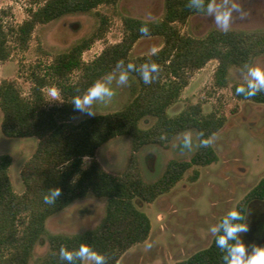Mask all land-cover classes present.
<instances>
[{"label": "trees", "instance_id": "1", "mask_svg": "<svg viewBox=\"0 0 264 264\" xmlns=\"http://www.w3.org/2000/svg\"><path fill=\"white\" fill-rule=\"evenodd\" d=\"M29 1L32 8L21 25L7 26L0 20V62L11 58L12 43L20 51H27L38 25L69 15L90 14L101 6H115L121 0ZM215 1L165 0L164 16L157 21L124 16L123 41L106 48L92 62L84 63V52L102 40L109 29L108 18L97 14L100 24L91 37L55 56L46 71L38 66L32 73L28 96L16 81L0 83L3 134L8 138L38 139L35 154L21 172L25 186L22 195L15 192L9 176L12 158L0 156V264H30L35 248L44 239L49 248L44 256L36 259L37 264H69L60 258L61 247L75 252L81 245L103 255L105 264H117L133 246L147 241L152 230L150 218L138 208L136 201L152 203L169 193L193 167H207L219 160L211 138L224 127L223 118L204 115L200 104L190 105L176 116L169 114L187 86L188 72L217 61L214 86L223 89L229 87L233 70L248 73V66H254L264 57L262 29L213 30L204 38L181 34L178 24H185L192 16L207 14V5ZM200 4L204 7L198 9L196 6ZM141 27H147L146 35L140 31ZM156 37L163 39L161 50L147 57L130 56L139 40ZM121 60L123 63L118 66ZM153 62L158 65V73L151 83L145 84L140 65ZM129 63L134 64L132 69L128 68ZM76 71L80 72V79L73 82L71 76ZM122 72L138 81V84L132 83L129 102L113 113L96 115L76 124L74 120L80 112L74 109L72 99L82 96L97 80ZM50 85L60 91V105L47 106L44 90ZM240 85L248 86L245 83L231 86L238 100L264 105V91L246 97L236 93ZM149 119L154 124L142 128L141 123ZM187 131H195L199 139L191 159L170 160L156 181L146 182L137 164V153L150 145L166 148L176 136ZM120 137L131 139L132 154L125 172L113 174L102 166L97 154L102 146ZM205 140L209 141L207 146L202 143ZM85 159L89 161L86 167ZM199 176L195 170L192 181H197ZM50 189L60 190V195L49 204L44 197L50 195ZM89 195L106 201L105 214L98 225L74 234L48 231L50 218ZM254 207L264 208V179L236 206L240 223L246 224ZM223 255V250L216 245L215 234L207 248L175 264H225ZM84 260L75 259L74 264H84Z\"/></svg>", "mask_w": 264, "mask_h": 264}, {"label": "rangeland", "instance_id": "2", "mask_svg": "<svg viewBox=\"0 0 264 264\" xmlns=\"http://www.w3.org/2000/svg\"><path fill=\"white\" fill-rule=\"evenodd\" d=\"M165 0H121L115 6H101L90 14L65 16L45 25H38L32 36L29 49L20 51L12 43V55L7 62H0V83L16 81L23 94L28 96L32 88L31 75L40 66L47 70L55 56L69 51L81 40L91 37L99 27L97 14L106 16L109 29L102 40L96 41L84 52L82 61L90 63L111 46L123 41V17L157 21L163 18ZM215 7L230 11L227 30H264V0H217ZM233 4L237 9H233ZM32 8L29 0H0V20L7 26L21 25L28 18ZM216 13L195 15L185 24L177 27L182 35L204 38L213 30L225 31L215 20ZM163 47L162 38H143L133 47L132 58L151 56ZM218 62L211 61L203 69L186 74L187 86L178 101L169 109L176 116L188 106L200 104L204 115L215 114L224 119V127L211 138V144L219 160L207 167H193L169 193L158 197L152 203L136 201L140 210L151 220L152 230L147 241L133 246L117 264H175L189 258L199 250L207 248L224 215L236 208L238 203L264 179V105L238 100L232 93L235 83L249 84L248 73L233 70L230 85L218 89L214 86ZM254 66L264 68V57ZM45 73V72H43ZM121 73L104 79L114 90L108 102H96L92 116L80 112L76 124L90 117L113 113L122 109L130 100L132 83L138 84L134 76H128L124 85L117 81ZM77 82L80 72L72 74ZM56 95L53 96L52 93ZM48 107L60 105L62 96L56 86L44 90ZM3 115L0 111V156L9 155L13 162L9 176L18 195L25 192L21 172L25 163L38 148L37 138H8L2 131ZM154 124L149 119L141 123L147 129ZM199 144L195 131L176 136L166 147L150 145L137 153V164L146 182L156 181L164 172L167 163L173 159L189 160ZM129 137L111 140L102 146L97 159L110 173L122 174L128 167L132 154ZM89 161L84 160V167ZM199 171L197 181H192L194 171ZM106 201L89 195L76 201L65 211L53 216L47 222L51 233L74 234L94 228L105 214ZM252 229L248 230L245 246H264V208L254 207ZM241 238V237H240ZM242 240V238H241ZM48 243L39 244L30 264L48 251ZM84 264H94L85 258Z\"/></svg>", "mask_w": 264, "mask_h": 264}, {"label": "clouds", "instance_id": "3", "mask_svg": "<svg viewBox=\"0 0 264 264\" xmlns=\"http://www.w3.org/2000/svg\"><path fill=\"white\" fill-rule=\"evenodd\" d=\"M190 7L192 5L190 4ZM198 9L203 8L204 5L200 4L196 6ZM233 9H237V5L233 4ZM216 13L215 20L224 30H227L230 11H221L215 7L214 3L207 5V13ZM140 31L145 35L148 33L147 27H141ZM123 61H118L117 65L122 64ZM133 63L128 64V68L132 69ZM142 71L140 76L145 84H149L155 79L156 73H158V65L156 63H144L140 65ZM248 74L251 77L247 87L242 85L237 86L236 93L244 94L246 97L256 95L260 91H264V68L257 66H248ZM111 79V77H109ZM128 81V73L122 72L119 75L117 84L124 85ZM56 95L55 92L52 93ZM114 95V90L105 82L104 79L94 82L82 96H76L72 99V105L75 110L92 116L96 113L94 105L96 102H108ZM205 146L209 141L202 142ZM50 195L44 197L45 203H53L54 200L60 195V190L50 189ZM241 216L238 210L233 209L227 212L224 217L219 221L217 227L212 231L216 233V245L219 247L225 255H223V261L225 264H264V246H250L246 247L240 238V233L247 230L245 223H240ZM60 258L62 261H67L69 264H74L75 259L84 260L88 258L94 261V264H105V258L103 255L93 251L87 245H81L79 250L72 252L61 247Z\"/></svg>", "mask_w": 264, "mask_h": 264}, {"label": "flooded vegetation", "instance_id": "4", "mask_svg": "<svg viewBox=\"0 0 264 264\" xmlns=\"http://www.w3.org/2000/svg\"><path fill=\"white\" fill-rule=\"evenodd\" d=\"M252 211V210H251ZM249 213L248 215V218H247V221H246V226H247V230L245 232H242L241 233V238H242V242L245 243V240L247 238V235H248V230H251L252 229V225H253V216H252V213Z\"/></svg>", "mask_w": 264, "mask_h": 264}]
</instances>
